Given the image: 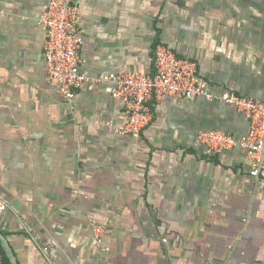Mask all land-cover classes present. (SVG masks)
<instances>
[{
  "label": "crops",
  "instance_id": "obj_1",
  "mask_svg": "<svg viewBox=\"0 0 264 264\" xmlns=\"http://www.w3.org/2000/svg\"><path fill=\"white\" fill-rule=\"evenodd\" d=\"M72 1L88 80L69 102L47 72L49 0H0V233L17 263L264 264V167L255 177L245 151L213 154L198 137L245 135V114L163 96L140 135H117L122 103L93 80L152 72L163 43L212 91L264 101V0Z\"/></svg>",
  "mask_w": 264,
  "mask_h": 264
},
{
  "label": "built area",
  "instance_id": "obj_2",
  "mask_svg": "<svg viewBox=\"0 0 264 264\" xmlns=\"http://www.w3.org/2000/svg\"><path fill=\"white\" fill-rule=\"evenodd\" d=\"M41 25L46 33L44 49L48 76L58 84L63 97L71 102L88 80L81 71L80 52L85 42L82 13L72 0H49ZM93 80L97 84H106V92L122 103L123 118L109 123L117 135H140L153 119L150 101L160 100L163 96H201L238 109L250 121L247 134L236 136L207 130L199 133V140L213 154L235 147L242 149L250 159V173L255 177L264 167V101L233 91H212L208 80L199 73L197 62L179 56L171 46L156 44L152 72L121 69L101 74ZM5 208L6 205L0 202V211ZM92 228L98 247L106 251L105 226L92 221ZM0 264H5L1 252Z\"/></svg>",
  "mask_w": 264,
  "mask_h": 264
},
{
  "label": "water",
  "instance_id": "obj_3",
  "mask_svg": "<svg viewBox=\"0 0 264 264\" xmlns=\"http://www.w3.org/2000/svg\"><path fill=\"white\" fill-rule=\"evenodd\" d=\"M0 238L1 240L3 241V244L8 252V255L12 261L13 264H18L17 261H16V257H15V254H14V251L13 249L11 248V245L9 244V242L6 240V238L0 233Z\"/></svg>",
  "mask_w": 264,
  "mask_h": 264
},
{
  "label": "trees",
  "instance_id": "obj_4",
  "mask_svg": "<svg viewBox=\"0 0 264 264\" xmlns=\"http://www.w3.org/2000/svg\"><path fill=\"white\" fill-rule=\"evenodd\" d=\"M0 252L3 254V256H4V261L6 262L7 261V263L8 264H12L11 263V261H10V259H9V257L7 256V254H6V251H5V249L2 247V245H1V242H0Z\"/></svg>",
  "mask_w": 264,
  "mask_h": 264
}]
</instances>
